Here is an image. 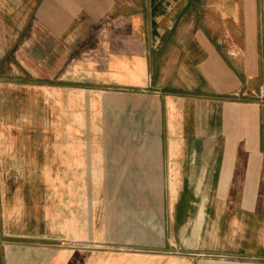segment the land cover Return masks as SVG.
Returning a JSON list of instances; mask_svg holds the SVG:
<instances>
[{
	"label": "crops",
	"instance_id": "crops-1",
	"mask_svg": "<svg viewBox=\"0 0 264 264\" xmlns=\"http://www.w3.org/2000/svg\"><path fill=\"white\" fill-rule=\"evenodd\" d=\"M0 264H264V0H0Z\"/></svg>",
	"mask_w": 264,
	"mask_h": 264
},
{
	"label": "rangeland",
	"instance_id": "rangeland-1",
	"mask_svg": "<svg viewBox=\"0 0 264 264\" xmlns=\"http://www.w3.org/2000/svg\"><path fill=\"white\" fill-rule=\"evenodd\" d=\"M153 120H158V118H153ZM156 130H157V128H156ZM156 130L155 129H153V133H152V136L153 137H157L158 136V132H156ZM158 131V130H157ZM155 145L153 144V147H154ZM157 148V146H155V148H154V150H157L156 149ZM165 204V203H164ZM166 208V207H165ZM163 209H162V211H160V215H162V213H163ZM204 254H206V253H204ZM199 259H200V262H202V261H206L207 259H208V256L207 255H202V256H197Z\"/></svg>",
	"mask_w": 264,
	"mask_h": 264
}]
</instances>
